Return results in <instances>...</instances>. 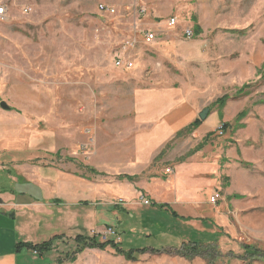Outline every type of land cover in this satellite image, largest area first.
Wrapping results in <instances>:
<instances>
[{
	"label": "rangeland",
	"instance_id": "rangeland-1",
	"mask_svg": "<svg viewBox=\"0 0 264 264\" xmlns=\"http://www.w3.org/2000/svg\"><path fill=\"white\" fill-rule=\"evenodd\" d=\"M100 3L113 6L115 12L100 14ZM1 4L9 10L0 20V101L16 117L25 116L53 133L91 136L96 127L129 121L119 118L118 111H132L136 88H180V80H185L187 89L207 95L199 110L211 108L203 120L208 118L206 127L212 121L204 148L187 156L205 137L191 132L177 137L174 149H169L172 155L166 167L186 159L202 169L194 181L186 182L184 192L190 195L183 200L197 203L186 204L187 210L180 214L190 220L172 219L169 212L159 211L150 216L171 229H150L143 226L141 219L148 218L138 209L141 212L135 211L137 220L131 218L129 232L121 234L109 224L120 233L117 243L122 249L148 247L136 260L126 259L110 247H85L72 259H65L76 247L70 236L55 242L44 264H58V259L60 264H264V104L256 102L264 99V78L257 72L264 64V0H0ZM23 6L30 11L23 12ZM171 16L183 25L179 29L183 37L185 27H201V48L209 49L215 61L197 60L185 74L178 64L159 68L156 54L148 47L138 61L135 53L140 47L131 41L144 36L143 23ZM136 19L140 26L131 27ZM126 41L134 47L123 53L122 45L130 46ZM241 59L247 64V81H233L231 68ZM124 60L133 65L126 68ZM212 72L217 77H211ZM244 83L248 84L247 95L229 98L220 110V119L214 102L225 94L233 96ZM245 107L247 115L239 121L243 126L234 128L237 112ZM244 121L247 140L240 137ZM222 122L230 125L219 134L216 129ZM86 141H78L79 151ZM236 146L247 148L246 159L238 148L233 157L228 149ZM242 181H247V193L233 197L238 192L233 184ZM215 192L218 197L213 200ZM141 197L150 203L144 193L126 197L116 191L102 202L121 201L128 208L136 202L148 206ZM91 213L87 236L97 235L107 226L96 222Z\"/></svg>",
	"mask_w": 264,
	"mask_h": 264
},
{
	"label": "crops",
	"instance_id": "crops-1",
	"mask_svg": "<svg viewBox=\"0 0 264 264\" xmlns=\"http://www.w3.org/2000/svg\"><path fill=\"white\" fill-rule=\"evenodd\" d=\"M171 17L143 23L146 31L155 34V39L147 43L144 36H134L131 42L140 47L135 53L138 61H141L138 55L143 57V50L147 47L156 54L159 68L178 64L185 74L197 60L206 64L215 61L209 49L203 51L201 48L202 29L197 35L194 32L193 39H186L179 30L183 27L181 22L173 17L174 24H168ZM136 25L140 26L137 19L131 27ZM125 43L132 45L129 41ZM130 46L122 45L120 51L125 53L134 47ZM125 64L129 68L133 62L127 60ZM233 65L232 80L247 81L244 60ZM211 77H217V74L212 72ZM206 80L208 84L209 76ZM180 84V88L174 85L136 88L132 95V111H118L119 118H129V121L121 120L113 127H96L91 136L84 133L79 137L75 132L67 135L59 131L53 133L29 122L25 116H14L10 107L0 109V264H34L36 261L44 264L58 239L86 234L92 224L91 211L96 222L114 224L123 233L129 232V222L131 218L136 219L138 209H143L148 218L141 219L144 227L171 229L170 225L167 227L150 215L166 211L171 216L170 211H175L183 216L180 211L187 210L186 204L197 203L183 200L190 195L184 192L186 182L194 181L202 169L186 163V159L166 167L172 155L169 149H174V142L164 158L155 161V157L178 131L198 118L201 103L207 97L205 93L197 94L195 89H187L185 80H180ZM207 119L200 120L199 126L193 130L195 136L206 137L212 133V121H208L206 127ZM244 123L241 140H247V121ZM81 138L87 141L81 142L84 148L79 151L81 148L77 143ZM206 144L207 141L202 148ZM237 148L241 154L245 152L246 159L247 148L236 146L228 150L235 157ZM194 154L196 152L188 157ZM109 181L114 184H108ZM233 187L239 193H232V196L247 193V181L234 183ZM114 191L126 197H131L134 192L144 193L150 204L136 202L135 207L128 208L124 204L102 202ZM49 240H52V250L42 255L26 247H17L18 243L39 244ZM22 257L25 259L19 263Z\"/></svg>",
	"mask_w": 264,
	"mask_h": 264
},
{
	"label": "trees",
	"instance_id": "trees-1",
	"mask_svg": "<svg viewBox=\"0 0 264 264\" xmlns=\"http://www.w3.org/2000/svg\"><path fill=\"white\" fill-rule=\"evenodd\" d=\"M194 32L195 35L199 34L201 32V28L198 24L195 25L194 27ZM257 72H261L262 74V78H264V64L262 65V68L258 69ZM247 83H244L242 86H240L237 91L234 93L233 96H229L228 94H225L221 97H219L214 104L216 106H218L219 108V112L218 115L221 118L222 117V112L220 111L222 109V107H224L225 103L227 102V100L229 98H240L243 96L247 95ZM256 102L259 103H263L264 104V99H260ZM247 115V107H245L244 109H242L241 111H239L236 114V118L235 121H237V126H235L234 128L237 127H241L243 126V124L239 123V121L241 119H243L245 116ZM201 123V121L197 118L194 121H192L191 123H189L187 126H185L183 129H181L180 131H178L174 138L169 141L165 147L160 151V153L155 157V161L159 160L160 158L163 157V155L165 154L166 150L170 147V144L179 136H183L185 134H189L191 132H193V130H195L199 124ZM230 125V123L228 122H224V126L223 129H226L228 126ZM211 133H209L206 137H204V141L199 143L194 149L191 150V152L188 153V155H191L192 153L200 150L203 147L204 142H206V138L208 136H210ZM187 155V156H188ZM184 160V159H183ZM180 161V160H179ZM182 161V160H181ZM132 179V178H131ZM234 197H238L240 195H233ZM116 205H121V203H115ZM159 207H163V206H159ZM124 212L126 211L125 209L123 210ZM170 215L173 218H179L181 220H190L189 217H183V216H179L175 211H170ZM120 234V233H119ZM121 234H123V231H121ZM194 240V239H193ZM73 242L75 243V249L74 251L70 252L69 254H67L65 256V259H72L73 256L78 253L81 252L85 247L88 248H98V249H106V248H111L113 249L116 253L122 254L124 255V257L126 259H137V256L141 253H144L145 251H147L148 247H141V248H130L127 250H124L120 247V243L115 242L113 239L107 240V241H101L98 234L97 235H91V236H87V235H76L73 238ZM52 240L46 241V242H42L39 244H22V243H18L17 247L22 248V247H26L27 249H29L31 252H36L37 254H45L48 253L52 250ZM194 243V242H193ZM247 251H250V248L246 246ZM73 253V254H72ZM62 260L58 259L57 263L60 264Z\"/></svg>",
	"mask_w": 264,
	"mask_h": 264
},
{
	"label": "built area",
	"instance_id": "built-area-1",
	"mask_svg": "<svg viewBox=\"0 0 264 264\" xmlns=\"http://www.w3.org/2000/svg\"><path fill=\"white\" fill-rule=\"evenodd\" d=\"M98 11L100 14H113L115 12V9L113 6L111 5H107V4H104V3H100L98 5ZM141 11H144V9L141 7L140 9ZM22 11L23 12H28L30 11V7L28 6H23L22 7ZM8 13V10H7V7L3 4L0 5V20H3L5 19V16L7 15ZM175 22V19L173 17H171L168 21V24L169 25H172L174 24ZM184 35L186 38H192L194 36V33H193V30L192 29H189V28H186L184 30ZM144 41L149 43L151 42L152 40L155 39V34L151 31H146L144 33ZM116 64L117 65H120L121 64V61L120 60H117L116 61ZM223 126H224V122H222L221 124H219V126L217 127V133L221 134L223 133ZM87 132H89L87 130ZM218 197V192H215L213 195H212V199L215 200L216 198ZM141 199L143 200V203L144 204H150L149 201L147 199H145L144 197H141ZM119 203H121V201H118ZM122 204V203H121ZM99 238L101 241H107V240H110V239H113L115 242H120V235L119 233L117 232V230L115 229V227L111 226V225H107L104 230L98 234Z\"/></svg>",
	"mask_w": 264,
	"mask_h": 264
},
{
	"label": "water",
	"instance_id": "water-1",
	"mask_svg": "<svg viewBox=\"0 0 264 264\" xmlns=\"http://www.w3.org/2000/svg\"><path fill=\"white\" fill-rule=\"evenodd\" d=\"M0 107L3 109H9V106L6 104L5 101L0 102ZM208 111H209L208 107H205L202 110H200L198 113L199 120L203 121L207 117Z\"/></svg>",
	"mask_w": 264,
	"mask_h": 264
}]
</instances>
